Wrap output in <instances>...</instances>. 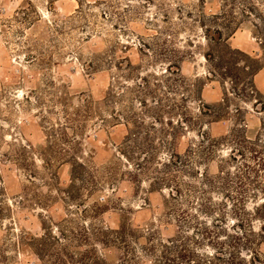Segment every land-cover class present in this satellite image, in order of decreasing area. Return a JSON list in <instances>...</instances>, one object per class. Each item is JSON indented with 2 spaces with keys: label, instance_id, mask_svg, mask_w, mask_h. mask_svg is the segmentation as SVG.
<instances>
[{
  "label": "rangeland",
  "instance_id": "obj_1",
  "mask_svg": "<svg viewBox=\"0 0 264 264\" xmlns=\"http://www.w3.org/2000/svg\"><path fill=\"white\" fill-rule=\"evenodd\" d=\"M104 3H113L114 10L102 14ZM224 7L240 22L230 44L264 64V0H0V264H42L32 238L51 228L58 233L64 220L69 230L131 225L145 234L174 235L171 189L156 185L154 175H135L122 155L128 135L124 121L91 117L83 122L80 145H63L66 156L60 154L62 142L47 143L46 127L58 129L62 122L57 114L61 92L74 104L102 100L121 62L130 60L150 72L166 69L169 60L141 52L143 42L161 39L177 49L180 73L195 84L190 110L198 114L201 98L209 104L223 101L230 84L209 78L202 25L210 24L204 15ZM254 80L264 96V67ZM231 97L225 118L211 122L204 116L182 132L176 145L180 153L197 144L201 133L219 138L238 123L247 125L250 135L264 137V112L256 98ZM229 153V146L220 144L210 159L196 157L190 167L216 173ZM263 198L251 200L248 208L253 211ZM258 218H253L256 230ZM107 252L112 262L120 255L114 246ZM140 264L155 262L143 257Z\"/></svg>",
  "mask_w": 264,
  "mask_h": 264
},
{
  "label": "trees",
  "instance_id": "obj_2",
  "mask_svg": "<svg viewBox=\"0 0 264 264\" xmlns=\"http://www.w3.org/2000/svg\"><path fill=\"white\" fill-rule=\"evenodd\" d=\"M104 5L102 14L115 8L113 3ZM203 18L210 22L202 25L209 78L230 84L223 101L209 104L201 98L195 115L188 106L195 84L180 73L177 49L161 39L143 42L141 52L169 60L166 69L150 72L130 60L121 62L122 67L117 66L120 73L102 100L83 98L74 104L67 92H61L57 101L62 107L57 114L62 122L58 129L46 127L47 143L62 142L60 154L66 156L69 152L63 145H80L77 138L85 131L83 122L91 117L102 123L124 121L128 135L122 155L136 168L135 175H154L156 185L171 189L172 201L168 202L176 215V232L164 238L154 230L145 234L131 225L69 230L64 220L57 226L58 233L51 228L41 238H32L38 243L42 264H140L143 257H151L155 264H264V203L253 211L248 208L251 200L264 197V137L250 135L247 125L238 123L219 138L201 133L202 139L185 153L176 149L182 132L197 126L202 117L214 122L229 115L233 94L255 97L264 112V96L254 80L264 64L230 44L240 26L236 14L224 7ZM235 112L240 115L242 108L237 106ZM220 144L229 146L230 153L221 159L216 173L190 167L196 157L210 159ZM43 161L51 164L48 159ZM191 177L197 182L187 181ZM255 216L260 220L259 230L253 225ZM112 246L120 251L114 262L107 252Z\"/></svg>",
  "mask_w": 264,
  "mask_h": 264
}]
</instances>
